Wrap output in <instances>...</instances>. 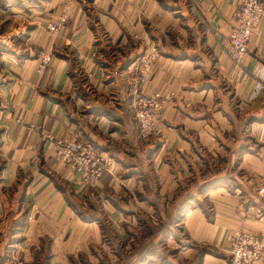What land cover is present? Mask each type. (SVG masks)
<instances>
[{
	"label": "crops",
	"instance_id": "0c3cea01",
	"mask_svg": "<svg viewBox=\"0 0 264 264\" xmlns=\"http://www.w3.org/2000/svg\"><path fill=\"white\" fill-rule=\"evenodd\" d=\"M23 2L10 9L23 47L0 78V264L17 253L25 264H227L240 229L259 235L264 264V92L250 99L264 19L238 80L224 51L240 0ZM150 44L159 57L145 90L169 100L141 140L127 78ZM45 133L93 143L112 167L81 185Z\"/></svg>",
	"mask_w": 264,
	"mask_h": 264
},
{
	"label": "built area",
	"instance_id": "2783aa9c",
	"mask_svg": "<svg viewBox=\"0 0 264 264\" xmlns=\"http://www.w3.org/2000/svg\"><path fill=\"white\" fill-rule=\"evenodd\" d=\"M67 7L60 16L52 19L48 24V40L52 44L59 29L66 22ZM264 19V4L261 0H240L239 6L232 15L231 29L225 56L233 63L239 78L245 79L248 74L243 68V60L248 50V43L252 34L258 29ZM159 53L155 44L147 46L145 51L137 57L130 66L128 94L132 99L131 108L137 122L139 136L148 138L158 133L159 125L165 116V106L168 98L159 92H146L145 86L158 61ZM52 60L49 48H42L36 55L34 74L41 78ZM250 99L256 98L264 92V73L256 75ZM52 153L58 161L74 171L78 179L87 186L97 184L106 171L111 168L98 148L91 142L78 139H54L46 137ZM258 195H264V182L257 189ZM30 216L28 220H30ZM262 242L258 234L240 229L232 232L228 238L227 264H255L262 255Z\"/></svg>",
	"mask_w": 264,
	"mask_h": 264
},
{
	"label": "rangeland",
	"instance_id": "374dc122",
	"mask_svg": "<svg viewBox=\"0 0 264 264\" xmlns=\"http://www.w3.org/2000/svg\"><path fill=\"white\" fill-rule=\"evenodd\" d=\"M23 1L31 2L32 0H22V3H24ZM18 5H19V0H0V78L1 79H2V76H1L2 75V72H1L2 69L1 68H2V65L4 63L3 59L6 58V56H8L12 50L16 49L17 51H19L23 47V46H21V44H22V42L20 41L21 37L19 36V33L17 32L19 23H17L15 21L14 14H12V12H10L11 7L15 8L14 12L17 11L16 9L19 8ZM8 50H9V52H8ZM235 75H236V79L241 80V78H239L237 76V74H235ZM128 78H130V76ZM128 78H127V81H128ZM1 79H0V81H2ZM257 80L258 79H256V82H257ZM128 90H129V87H128ZM146 92H148V91H146ZM164 97H166V96H164ZM167 98L169 100V97H167ZM1 99L2 98L0 97V100ZM131 102H132V99H131ZM167 103H168V101H167ZM166 106H167V104H166ZM166 106H165V109H166ZM138 135H139V133H138ZM47 136H49V137H53V136H51L47 133H45L43 135V139L48 143V141L46 139ZM154 136H151L148 138H142L140 136L139 137L141 140H147V139L152 138ZM53 138L55 139V137H53ZM56 139H58V138H56ZM48 145H49V143H48ZM109 162H110L111 167H112V163L110 160H109ZM78 182L81 185L87 186V185L83 184L79 179H78ZM17 254H14V256H11V255L7 256L6 260H5L6 262L9 260V262L7 264H25L23 262V260L21 259V255L20 254L17 255Z\"/></svg>",
	"mask_w": 264,
	"mask_h": 264
}]
</instances>
